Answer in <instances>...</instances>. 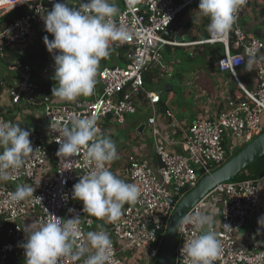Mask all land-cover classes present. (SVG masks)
<instances>
[{
	"label": "built area",
	"instance_id": "built-area-1",
	"mask_svg": "<svg viewBox=\"0 0 264 264\" xmlns=\"http://www.w3.org/2000/svg\"><path fill=\"white\" fill-rule=\"evenodd\" d=\"M255 1L246 0L241 6L236 14V23L227 36L212 37L209 34L207 39L197 41L199 44L224 45V55L218 59L217 67L234 76L241 92L229 97L227 108L215 116L194 121L186 138L179 142L181 152L171 148L176 141L167 138L156 126V104L161 101V95L148 89L145 73L157 68L170 69L165 60L166 46L190 44L167 38L165 34L177 16L186 9L197 7L199 0H109L118 8L115 22L130 33L129 40L113 42L111 47H129L131 53L130 61L125 65L98 67L96 77L101 84V92L97 97H78L75 101L63 102L48 94L40 96L39 77L35 76L33 67L29 63L11 66L17 69L19 76L18 81L8 88L11 102L23 107L38 105L45 125L37 140L32 142L34 151L23 158L21 167L10 169L8 180H0V264H9L15 251L25 258L22 244L26 242L27 234L24 226L29 224L39 227L53 220L64 223L75 217L80 236L73 247L87 244L86 227L93 224V218L86 215L83 207L72 199L71 189L81 175L93 170L94 165L86 159L87 149L82 148L80 154L74 157L57 156L54 166L46 144H53L58 150L57 141L62 137V133L58 132L65 126L71 128L75 119L95 115L99 128V120L111 114L117 122L125 124L126 115L136 113L146 103L153 109L149 122L154 125L155 154L160 165L154 168L147 158L137 154L128 156L125 173L138 186L140 196L135 203L123 208L119 220L102 230L109 234L112 241L109 264L156 263L164 233L159 239L151 232L149 223L158 230L166 228V219L173 208L168 198L177 194L176 188L191 190L202 177L199 173L201 169L205 170V174L210 173L264 131V61L261 58L264 40L249 33L242 24V18ZM56 2L62 0H31L30 3L0 0V16L21 7L26 9L24 15L0 28V49L2 44H7L24 52L45 30L36 8L40 7L42 12L46 9L50 11ZM68 3L69 7H79L81 0H68ZM248 58L255 63V85L251 89L241 83L237 74ZM48 64L55 71L53 54L49 52ZM0 121L15 124L1 114ZM106 167L115 173L109 163ZM50 169L53 171L48 175ZM18 185L32 187L35 191L32 196L15 201L12 193ZM214 209L219 210L221 219L219 223H214L213 218L211 228L222 245L215 264H264V240L257 238L252 231L244 237L239 235L252 218L264 214V175L258 179L218 184L185 216L197 211L208 214ZM199 234L195 226L180 223L175 264H189L180 249L184 242ZM87 247V254L91 255L95 250L90 244ZM127 251L131 252L130 257L124 255ZM83 259L68 256L62 258L60 264H83Z\"/></svg>",
	"mask_w": 264,
	"mask_h": 264
},
{
	"label": "clouds",
	"instance_id": "clouds-1",
	"mask_svg": "<svg viewBox=\"0 0 264 264\" xmlns=\"http://www.w3.org/2000/svg\"><path fill=\"white\" fill-rule=\"evenodd\" d=\"M17 2L30 3L31 0ZM245 3L246 0H199L197 9L201 17L209 20L207 31L210 36L221 37L233 29L236 14ZM36 12L44 22L45 31L53 37H43L47 51L54 59L52 78L56 85L52 87V95L68 102L92 95L101 59L110 56L113 42L130 39L129 31L114 20L117 6L109 0H81L79 7H69L68 0H62L54 3L50 11L42 12L37 7ZM58 133H62V137L57 141V156L74 157L86 148V159L94 165L93 170L81 175L73 185L72 199L82 201L83 210L90 216L107 217L110 222L119 220L123 205L135 203L140 190L136 184L124 181L106 167L119 158L116 143L110 136L98 137L95 115L75 119L71 128L65 126ZM30 135L31 130L19 124L0 121V148L3 149L0 151V180H8L9 170L21 167L23 158L34 151ZM34 191L32 187L18 185L12 199L24 200ZM64 198L67 199V194ZM178 223L193 225L200 232L184 242L180 249L189 264H215L222 245L211 228L213 217L197 211L182 217ZM77 224L74 217L64 223L53 220L39 227L25 225L27 239L22 247L26 264H60L61 259L68 256L76 260L83 257V264H109L112 248L109 234L102 229L88 232L87 244L95 250L88 255L87 244L73 247L80 236ZM257 224L258 231L264 229V214L258 217Z\"/></svg>",
	"mask_w": 264,
	"mask_h": 264
},
{
	"label": "crops",
	"instance_id": "crops-1",
	"mask_svg": "<svg viewBox=\"0 0 264 264\" xmlns=\"http://www.w3.org/2000/svg\"><path fill=\"white\" fill-rule=\"evenodd\" d=\"M197 8L198 6L186 9L181 16V21L175 25L173 30L169 29V31L165 34L167 38H175L177 40L189 42L190 44L186 46H166L165 60L170 69L167 71L157 68L147 72L152 76V79L146 82L148 89H150L149 86L154 84V82H159L160 79L167 76H173L175 72V63H172L168 58L174 55L173 53L176 48L192 50L194 51V54L202 53L207 59L206 63L209 77L207 76L205 79L209 83L207 85H197L198 82H195L194 87L197 85L195 89L196 94H193V91H188L185 94L188 98H191L192 96L194 97L196 106L189 108L187 104L184 103L183 107L178 109L175 104H173L176 96L173 92V86L170 84H167L166 86L165 92L169 93L167 96L158 92L159 90L156 91L155 89H150L161 95V101L156 104V126L165 136H167V138L176 141L171 148L180 152L182 151V145L179 142L186 138L188 129L194 121L201 117L215 116L220 110L227 108V100L229 97L235 96L237 93L241 92V87L234 76L228 71H220L217 67V56L222 50V44L197 43V41L207 39L209 36L207 31V24L209 20L206 17H201ZM263 9L264 0H256L247 10L245 14L247 18H242V22H244V27L249 33L261 37L264 40L263 30L257 28L254 30V34L252 31L253 25L257 26L264 19V16H262L261 13ZM245 15L244 17H246ZM248 18H250L249 23H247L246 20ZM215 48H218L219 51H216ZM261 58L264 61V52L261 54ZM175 62L177 61L175 60ZM114 64L117 65L120 63ZM125 64L127 63L124 62V65ZM102 66H104V64H99L98 67ZM254 72L255 63L251 58H248L247 63L237 71L241 83L249 89L253 88L255 85ZM41 76L49 77V74L48 72H41ZM0 79H2V84L7 86L4 88L0 96V105L3 108L2 110L15 122V124H19L26 130H31L29 138L31 141L34 140V138L42 132L45 125V118L42 114L41 108L38 105L23 107L12 103L8 94V85L10 80L4 79L3 77ZM100 92L101 84L99 79L96 77V85L93 94L87 97H80L94 98L97 97ZM55 99L57 101H62L57 97H55ZM144 108H148L149 110L147 120L137 125L136 129L130 134L131 136L126 142L127 145L117 147L119 158L109 163L115 174L128 183L132 182L127 173H125V167L130 154H137L138 156L149 159L154 168H157L160 165L155 154V139L153 134L154 125L149 122V118L153 116V109L148 103H146L143 104L138 111ZM113 119L115 118L112 115L111 117H108L107 115L99 120V122L102 121V124L99 123L98 125V137H101L102 134L105 136L112 135L114 126L111 122L114 121ZM127 126L128 123L126 120V123L122 124V127L125 128ZM0 150H2V148H0ZM52 171L53 169L48 170V175L51 174ZM42 176H46V173H42ZM40 179L41 173L39 174V181ZM77 201L78 205L83 207V202L79 200ZM126 205H128V203H125L123 208ZM207 213L214 218V223H219L221 216L218 209H214L212 212L209 211ZM86 215L89 214L86 212ZM91 217L93 218V224L86 227L88 232L105 229L114 223L110 222L107 217L103 219H98L94 216ZM257 220L258 217L252 218L250 222H248V224L239 231L240 237H244V235H247L248 231H252V234H254L257 238H262L264 240V229L258 231L259 226L257 224ZM20 257L21 260L18 261V264H26V258L21 255Z\"/></svg>",
	"mask_w": 264,
	"mask_h": 264
},
{
	"label": "rangeland",
	"instance_id": "rangeland-1",
	"mask_svg": "<svg viewBox=\"0 0 264 264\" xmlns=\"http://www.w3.org/2000/svg\"><path fill=\"white\" fill-rule=\"evenodd\" d=\"M118 2L120 0H117ZM251 7V6H250ZM262 16H264V9L261 11ZM246 16V15H245ZM247 18L246 17H243ZM247 23L250 22V18L246 19ZM244 25V22H242ZM260 28L264 32V19L256 26L253 25L252 31L253 34L255 33L254 30ZM110 56L106 59H101L99 64H104L107 66L116 65L114 63H120L117 65H124V62L119 59V53L124 52V48L116 49L111 47ZM21 51V50H20ZM167 54V52H166ZM174 55L169 57L168 59L175 63L174 65V75L167 76L159 80V82H154L150 87V89H155L156 91L160 92L164 96H167L169 93L165 92L167 84L173 86V92L175 93V99L173 104L179 109L182 108L184 103L187 104L189 108L196 106L194 97L191 98L186 97V92L193 91V94H196V86L197 85H207L209 82L206 81V77H209V72L206 63V57L202 53L194 54V51L184 49V48H176ZM175 60L177 62H175ZM41 72H48L49 78L54 80L52 77L54 76L53 69L46 63L42 68L38 70L37 73ZM3 77L4 79H9V83L14 84L18 81V72L17 69L11 68L6 62L2 60V53L0 52V78ZM55 81V80H54ZM195 82H198L197 85L194 87ZM84 97V96H83ZM149 115L148 108L141 109L133 114L126 115V120L128 126L123 128L122 124L117 122L115 119L111 123H113V130L112 135L110 138L116 143V147H121L122 145H127V140L130 138V134L136 129L137 125L141 122L147 120ZM99 123L102 124V121ZM105 136L104 134L101 137ZM78 204V201L75 200ZM125 256H131V252L127 251L124 254Z\"/></svg>",
	"mask_w": 264,
	"mask_h": 264
},
{
	"label": "water",
	"instance_id": "water-1",
	"mask_svg": "<svg viewBox=\"0 0 264 264\" xmlns=\"http://www.w3.org/2000/svg\"><path fill=\"white\" fill-rule=\"evenodd\" d=\"M108 117H111V114H108ZM263 156L264 131L243 148L232 154L223 164L210 173L205 174V170L201 169L199 173L202 177L191 190L187 188H176L177 194L168 198L169 204L173 208L170 210L168 219H166V228L158 230L154 228L152 223H149L151 232L159 239L162 238V234L164 233L162 246L155 264H175V245L180 225L178 221L218 184L235 179L256 159ZM1 256L2 251L0 249V259Z\"/></svg>",
	"mask_w": 264,
	"mask_h": 264
},
{
	"label": "trees",
	"instance_id": "trees-1",
	"mask_svg": "<svg viewBox=\"0 0 264 264\" xmlns=\"http://www.w3.org/2000/svg\"><path fill=\"white\" fill-rule=\"evenodd\" d=\"M185 12H181L176 20L170 26V30L175 28V25L179 23L182 19V14ZM26 13V9L24 7L18 8L6 15L0 16V28L5 26L6 24L12 22L14 19L24 15ZM47 35L49 39H52V34L47 33L45 30L40 32L37 40L32 43L30 46L24 49V52H21L19 48H14L7 44H2L0 52L2 53V60L6 62L10 67L13 65H19L20 63H29L34 70V74L36 77H39V95L42 96L44 94H48L51 97L55 98L52 95V87L56 85V81L52 80L49 77H42L41 73H37L40 68H42L46 63H48V51L43 42V37ZM232 42V39H231ZM222 46V50L218 53L217 59L224 55V47ZM216 51H219L218 48H215ZM214 49V50H215ZM131 53V48L124 47V52L119 53L118 57L123 60L125 63L130 61L129 54ZM152 79L151 74L145 73V80L148 82ZM0 79V96L4 90L5 85L1 82ZM11 83H9L8 88L10 87ZM58 86V85H57ZM2 106L0 105V114L8 117L4 111L2 110ZM9 118V117H8ZM37 138L35 137L33 141H36ZM47 148L51 151V161L52 164L56 165V157H57V149L53 144H46ZM243 148V147H242ZM237 152V151H236ZM264 175V156L256 159L251 165H249L245 170H243L235 179L233 180H243V179H258ZM21 260L19 251H15L9 264H18V261Z\"/></svg>",
	"mask_w": 264,
	"mask_h": 264
}]
</instances>
